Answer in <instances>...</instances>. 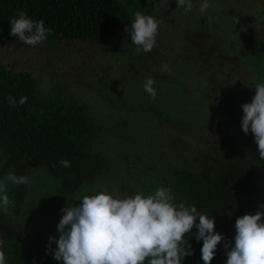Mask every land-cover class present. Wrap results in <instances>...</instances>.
<instances>
[{
  "label": "trees",
  "instance_id": "1",
  "mask_svg": "<svg viewBox=\"0 0 264 264\" xmlns=\"http://www.w3.org/2000/svg\"><path fill=\"white\" fill-rule=\"evenodd\" d=\"M200 2L193 0V8L185 12L175 0H0V43L24 44L10 34L9 21L19 10L53 29L42 43L28 45H43L37 66L14 68L0 60V177L12 171L30 178L27 184L6 185L13 205L7 213L0 212V239L8 264H63L53 258L56 245L52 241L49 247L48 237L59 235L61 210L80 204L82 194H91L82 189H107L123 196L150 194L160 186L171 188L177 203L194 204L214 218V231L224 239L210 264H225V245L234 244L236 210L251 209L232 190L230 179L240 178V169L261 163L256 142L247 138L250 131L246 134L240 126L242 111L228 115L221 101L224 94L239 93L240 85L229 78L238 60L226 63L215 53L214 43L222 41L223 54L243 52V43L230 36L243 31L257 39L264 28V0H209L203 13ZM160 3L167 9L160 11ZM169 6L180 9L181 21L169 40L186 41L178 56L162 40L149 52L137 51L131 40L134 13L157 20L163 15L165 20ZM236 10L247 11V19ZM229 16L234 18L226 27ZM59 41L67 42L68 52L55 56L63 69L58 74L76 70L69 82L51 81L53 71L48 72L54 57H46L47 50H54ZM77 44L87 48L77 51ZM189 48L198 58L191 57ZM83 53L101 59L103 72H90L86 63L91 57L83 58ZM138 61L141 70L132 68ZM149 62L152 65H144ZM223 66L227 72L218 70ZM218 74L227 75L229 83L214 86ZM149 77L155 81L154 98L144 89ZM184 79L195 82V91L208 106L185 88ZM212 87L220 90L214 93ZM246 92L248 97L250 90ZM9 96L17 100L15 105L7 102ZM21 96L27 97L24 104L18 102ZM222 120L230 125H221L213 141L203 143L201 129ZM61 159L70 160V167L61 166ZM191 231L186 237L191 255L182 264H204L203 241L196 240L195 225Z\"/></svg>",
  "mask_w": 264,
  "mask_h": 264
},
{
  "label": "clouds",
  "instance_id": "2",
  "mask_svg": "<svg viewBox=\"0 0 264 264\" xmlns=\"http://www.w3.org/2000/svg\"><path fill=\"white\" fill-rule=\"evenodd\" d=\"M165 3L168 0H164ZM184 11L193 8V0H175ZM209 0H201L200 12L209 8ZM10 34L21 42L35 46L45 41L53 31L43 19H33L23 10L10 21ZM159 24L152 15L136 12L132 21L131 40L137 51L149 52L157 43ZM165 68L167 65L164 66ZM155 81L149 77L144 82L145 91L153 98L157 95ZM255 93L250 102L241 104L240 126L249 131L257 144L259 155L264 158V82L254 85ZM26 96L19 98L24 104ZM7 102L15 105L17 100L9 96ZM58 163L70 167L71 161L61 159ZM55 166V165H53ZM29 176L12 171L0 177V212L7 213L13 200L6 185L29 183ZM78 205L68 204L56 224L58 237L49 235V247L55 241L52 256L63 264H182L191 255L187 238L192 235L203 241L201 259L210 264L218 242L224 235L214 231V218L198 210L194 204L177 203L172 189L160 186L150 194L142 191L120 196L107 189L101 191L82 189ZM264 203L254 213L236 218L234 244L225 245V264H264ZM198 218V219H197ZM3 239H0V264H8Z\"/></svg>",
  "mask_w": 264,
  "mask_h": 264
},
{
  "label": "rangeland",
  "instance_id": "3",
  "mask_svg": "<svg viewBox=\"0 0 264 264\" xmlns=\"http://www.w3.org/2000/svg\"><path fill=\"white\" fill-rule=\"evenodd\" d=\"M157 8L160 11H163L165 9H167V5H162V3H160ZM170 12L168 13L167 17L165 20H163L161 17L163 15H160L159 18L162 22V27L159 28V30L161 31V33L157 35V41L158 40H162V45L166 46L168 43V45H172V52H174V56H178V53L176 52L177 50H180L182 47V44H185V40L181 37H179V39H175L173 40V43L170 42L169 38H170V34L173 33L174 29L177 30L178 32V28L181 25V21L179 20L180 18V9L177 8H173L171 6H169ZM240 10H236V14H238L239 16L246 18L247 16V11H241ZM234 17L229 16L228 19V23L226 25L229 26L230 21L233 19ZM247 19V18H246ZM174 20V23L173 21ZM225 20V19H224ZM223 19L219 18L218 21L220 23H223L224 21ZM237 23V22H235ZM224 24V23H223ZM226 24V22H225ZM224 24V25H225ZM211 25V24H209ZM212 27V26H211ZM252 35H248L247 33H244L243 31L240 32L237 36H230V38L232 37H236V39L240 42H242L243 44L241 45V49L244 47V51H240L238 52V55L235 54L234 56L236 57H226L227 55L224 53H222L219 48L221 46V42H219V44L217 42L214 43L215 46V53L217 55H221L220 57L226 59V63L228 64H232L234 65L235 60H238V65L235 67V69L232 71L233 73L230 74V78H231V82L232 83H237L239 84V93L238 94H242L244 91L246 92V90H250V93L248 95V101H251L252 96L255 93V87L254 85L256 83H261L264 82V28L262 27L261 30V34L257 36L256 38H252ZM227 39V38H226ZM224 42V41H223ZM220 45V46H219ZM194 46V45H193ZM43 45L41 46H36L34 48H30L28 47L27 44H17L16 42L12 41V42H5V43H0V60L3 61L4 63L8 64V63H13V65L15 66L14 68H18L21 66H24L26 64H28L29 68H31L32 66H37L38 65V61L36 58H40L42 55H44L43 53ZM87 48V45L84 44H77L76 45V50L77 51H81V50H85ZM68 49V45L67 42H61L59 41V44L57 47H55V49H48L47 50V56H53L54 57V63L52 64V69L48 70L49 73H52L51 75V81H56L59 83V81H61V78H63L64 81L69 82L71 79L75 78V69H73L71 72L72 74L70 75V70L67 71L65 73V76H60L58 73L63 72L62 68H58L57 63L55 62V60H57L55 58V56H57L59 53H62L65 51H67ZM190 53H193V55H191V57H197L196 55V51L192 52L191 48H189ZM194 49V48H193ZM195 50V49H194ZM246 51L247 54H246ZM68 52V51H67ZM92 54H88V53H83L81 56L83 58H89L91 57ZM225 56V57H224ZM61 58V57H60ZM61 60H64L63 58H61ZM80 60V59H78ZM23 61V63L21 62ZM33 62V63H32ZM86 65L89 67L90 72H94V74L97 76L99 73L103 72V63L101 61V59H98L97 56L95 57H91V59L89 60L88 63H86ZM118 65V64H117ZM144 65H152V62L149 63H145ZM231 65V66H232ZM43 66H48L45 63H43ZM220 66V65H219ZM142 65L138 62H134V64L132 65L133 69H142ZM215 67V66H214ZM217 67H218V62H217ZM47 70V69H46ZM218 70L220 71H225L227 72V68L225 66H223V68H219ZM66 75H70L69 77ZM80 77L85 78L86 75L85 74H81ZM193 77L194 74H193ZM226 77L227 75H224V77L222 75L219 76L218 75H214V82L213 85L217 86V85H221L222 81H225L224 84H228L229 82L226 81ZM38 81L40 83H42L43 81L41 79H39V77H37ZM252 81L251 86L249 85V81ZM221 80V81H220ZM183 85L185 86V88L191 92L192 94L196 95L198 97V100L201 102V105L204 106H208V102H204V98L202 97L201 93L194 89L195 86V82L193 80H187L184 79L183 80ZM248 86H250V88L248 89ZM214 93L217 92L218 90H220V88L217 90L215 87H212ZM205 108V107H204ZM216 113V112H215ZM217 116H223V115H218ZM213 117H215V114L213 115ZM216 122V121H214ZM222 126H227L230 125L228 123V121L222 120L220 123H215L212 126H206L204 128L201 129V134L205 135L204 139H203V143L207 142V141H212L214 135L216 132H218V130H220V127ZM195 136V135H194ZM192 136V137H194Z\"/></svg>",
  "mask_w": 264,
  "mask_h": 264
},
{
  "label": "flooded vegetation",
  "instance_id": "4",
  "mask_svg": "<svg viewBox=\"0 0 264 264\" xmlns=\"http://www.w3.org/2000/svg\"><path fill=\"white\" fill-rule=\"evenodd\" d=\"M225 54L227 55L226 57H235V56H230L227 53ZM230 92L233 91L231 90ZM226 98L231 102V104H228L227 101H225ZM221 101L223 102V108L227 109L228 115H232L235 117L237 115L236 111L238 112L242 111L241 104L245 102H249L247 97V92L245 91L242 94H236V95H234L233 92L232 94L229 95V97H227V95L224 94V96L221 98ZM247 138L255 141L251 131L248 134ZM255 145L257 144L255 143ZM206 146H210V145L207 144ZM255 153L257 156L256 158L259 159V162L261 164L257 167L253 165L248 169L242 168L240 169L242 171V174H240V178L230 179V185L232 187V190L237 192L238 195L241 197V199L244 202L249 203L251 206L249 212H246L241 207L238 208L236 210L237 217L245 213H254L256 209L258 210L259 205L261 203H264V158L260 157L258 149L255 150ZM260 210L264 211V209H260ZM262 219H264V217H262Z\"/></svg>",
  "mask_w": 264,
  "mask_h": 264
}]
</instances>
